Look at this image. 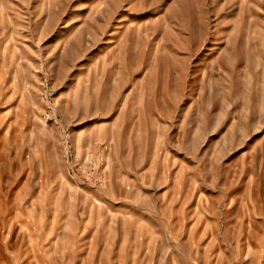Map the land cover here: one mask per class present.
Listing matches in <instances>:
<instances>
[{
  "label": "rangeland",
  "instance_id": "rangeland-1",
  "mask_svg": "<svg viewBox=\"0 0 264 264\" xmlns=\"http://www.w3.org/2000/svg\"><path fill=\"white\" fill-rule=\"evenodd\" d=\"M0 264H264V0H0Z\"/></svg>",
  "mask_w": 264,
  "mask_h": 264
}]
</instances>
